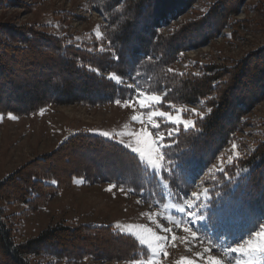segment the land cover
Masks as SVG:
<instances>
[{
	"label": "trees",
	"instance_id": "1",
	"mask_svg": "<svg viewBox=\"0 0 264 264\" xmlns=\"http://www.w3.org/2000/svg\"><path fill=\"white\" fill-rule=\"evenodd\" d=\"M99 1L106 18L103 51L76 47L67 37L49 32L48 26L0 24V114L31 116L50 105L104 106L133 100L138 91L161 95L175 106L203 103L201 108L207 112L193 116L195 126L166 139L163 149L167 172L161 178L175 200L183 202L223 150L239 140L238 134L256 125L248 114L264 101V48L232 66L210 64L198 72L171 67L185 61L187 52L221 37L227 28H243L230 23L248 0H214L203 13L196 7L199 0ZM187 14L193 17L184 18ZM46 68L49 72L42 84L49 88L41 84L23 96L14 94L26 86L18 79L27 81V73ZM113 73L121 78L119 83L110 78ZM247 82L250 87L243 89L240 98L236 90ZM75 146L104 153L116 167H71L67 151ZM60 155L64 167L50 168ZM137 160L136 154L114 140L83 129L67 136L53 153L3 179L0 202L9 208L24 205V213L31 214L44 209L77 179H84L90 185L113 183L145 204L163 205L166 198L159 175ZM207 186L212 236L234 246L253 235L264 224V141H256L251 153L226 165ZM5 212L0 207V264H35L30 259L35 257L66 264L86 259L134 262L143 251L133 237L102 224L58 223L21 243Z\"/></svg>",
	"mask_w": 264,
	"mask_h": 264
},
{
	"label": "rangeland",
	"instance_id": "2",
	"mask_svg": "<svg viewBox=\"0 0 264 264\" xmlns=\"http://www.w3.org/2000/svg\"><path fill=\"white\" fill-rule=\"evenodd\" d=\"M213 1L199 0L196 7L203 13L207 5ZM99 3V0H2L0 24L16 28L35 24L48 26L49 32L65 36L69 42L77 46H91L88 47L89 50L102 51L104 48L102 27L106 23V18L100 10ZM191 17H193L191 14H187L184 18ZM235 23L244 26L237 30L232 26L227 28L221 37L201 48L189 51L186 54V60L176 63L171 69L185 72L191 68L194 72H198L203 66L210 64L232 66L233 63L256 54L264 48V0L246 1L230 24ZM45 72L36 70L33 73H27V81L17 78L21 86L24 83L26 86L21 87L20 92L14 91V94L23 96L24 93H29L31 88L41 85L49 70L46 68ZM41 86L43 89L49 88V85ZM249 87L247 82L236 90V95L242 98L245 95L243 89ZM162 101L161 104H154L151 110L168 111L174 117L179 114L182 120L192 121L194 125L193 116L204 115L207 112L201 108L203 103L199 106H175L164 102L163 97ZM124 102L104 106L50 105L31 116H15V120L9 118L13 115L0 114V182L26 163L53 153L64 138L83 129L97 135L100 132L112 133L113 139L99 136L114 140L122 146L134 143V137L117 135L119 133L139 132L141 128H145L152 133L153 139L157 142H161L160 134L162 133L160 152L163 153L166 139L175 136L180 129L193 128L185 129L183 124L175 125L157 117L156 122L160 125L157 129L148 122L146 115L143 116L145 120L143 125L134 122L133 115H142L149 109H141L138 104L134 107H125ZM248 118L252 119L256 125L238 134L239 140L229 144L223 150L195 190L181 203L172 197L169 185L161 178V173H157L166 198L163 206L145 204L140 198L131 196L128 191H121L122 188L117 186L113 188V191H107L106 189L113 184L90 185L82 179H77L72 187L66 189L40 211L25 214L24 205L9 208L5 202H0V207L6 209L4 215L9 217L10 223L15 226L17 240L21 243L37 238L49 226L58 223L71 227L82 224L109 225L135 240L137 239L130 234L128 226L143 225L158 235L166 237L167 240L162 244V250L155 254L137 240L143 248L139 259L134 261H138L139 264H148L151 259H155L158 264H186L189 260L192 264H211L216 259L221 260L222 264H245L238 254L227 251L228 248L219 251L226 244L223 239L212 236L213 232L208 228L207 215L210 209L208 204L211 197L207 183L226 165L251 153L256 141H264V101L251 110ZM121 140L124 144L120 143ZM67 152L71 158L70 166L75 169L81 166L90 169L116 167L115 160L107 159L104 153L99 155L88 152L82 146H75ZM161 163L164 167V160ZM55 167H64L61 155L59 160L50 164V168ZM179 207L185 208V213L178 211ZM168 217H171V220ZM184 227L190 228L191 232L183 231ZM261 227H264V224ZM162 228H168L171 231L164 232ZM193 232L195 236L192 235ZM253 236L254 234L233 247L243 244ZM85 246L86 243L83 247ZM105 247L106 252L110 253L111 248L108 245ZM162 256L164 260H159ZM30 259L35 264H66L63 261L44 257ZM134 262H102L86 259L78 264H134ZM257 264H264V260L258 258Z\"/></svg>",
	"mask_w": 264,
	"mask_h": 264
},
{
	"label": "snow or ice",
	"instance_id": "3",
	"mask_svg": "<svg viewBox=\"0 0 264 264\" xmlns=\"http://www.w3.org/2000/svg\"><path fill=\"white\" fill-rule=\"evenodd\" d=\"M110 78L117 83H119L121 79L114 73L111 74ZM129 87H131V85H129ZM134 95V100L130 99L124 102L125 107H134L136 104H138L141 109H149L147 113L142 115H133L132 120L134 122L143 125L145 123L143 116L146 115L148 122L157 129L160 127L159 123L156 122L157 117L166 119L175 125L183 124L185 129L195 126L194 122L192 121L182 120L179 114L174 117L173 114L168 111L151 110L154 104H161L163 102L161 95L155 93H145L143 91L134 92ZM116 103L120 104L121 101L117 100ZM9 118L13 120L16 119L15 116H10ZM99 135L109 139L114 138V135L109 132H100ZM117 135H128L129 137H134V143L124 144L123 140H121L120 143L124 144L125 148L130 149L131 153L136 154V157L138 158V164H142L145 167H150L154 175L157 173H161L162 175L166 174L167 170L163 169V165L161 163L166 156V153L160 152L162 133L160 134L161 142H157L155 139H153L152 133L145 128H141L139 132L133 131L128 133H119ZM169 135H171V133H169ZM115 187L116 185H110L106 190L111 192ZM121 191H123V189H121ZM193 195L197 194L193 193ZM177 210L181 213H185L186 211L183 207H179ZM168 219L171 220V217H168ZM128 229L130 234L134 235L139 243L141 245H145L152 251L153 254H155L157 251H161L162 244H164L167 240L166 237L158 235L150 228H147L143 225H129ZM161 230L164 232L171 231L168 228H162ZM183 231L191 232V229L184 227ZM192 235L195 236V233L193 232ZM173 239H175V236H173ZM227 251L238 254L239 257L244 260L245 264H257L258 258L264 260V227H261L259 231H255L254 236L245 241L243 244H240L236 247H229ZM165 255H167V253H165ZM134 264H139V262H134ZM148 264H158V262L155 259H151L148 261ZM186 264H192V261L189 260L186 262ZM211 264H222V261L216 259L213 260Z\"/></svg>",
	"mask_w": 264,
	"mask_h": 264
}]
</instances>
